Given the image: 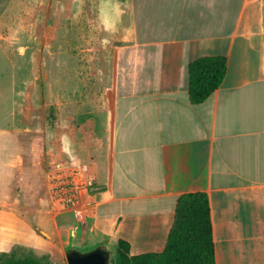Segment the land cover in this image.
Listing matches in <instances>:
<instances>
[{"label": "crops", "instance_id": "obj_1", "mask_svg": "<svg viewBox=\"0 0 264 264\" xmlns=\"http://www.w3.org/2000/svg\"><path fill=\"white\" fill-rule=\"evenodd\" d=\"M104 3L103 19L130 25L116 52L108 158L78 234L161 253L179 199L201 192L215 264H264V0ZM207 56H224L227 71L195 103L190 67ZM13 244L0 238V250Z\"/></svg>", "mask_w": 264, "mask_h": 264}, {"label": "rangeland", "instance_id": "obj_2", "mask_svg": "<svg viewBox=\"0 0 264 264\" xmlns=\"http://www.w3.org/2000/svg\"><path fill=\"white\" fill-rule=\"evenodd\" d=\"M104 2L0 0V238L55 264L101 240L77 230L108 158L116 52L130 25L103 19Z\"/></svg>", "mask_w": 264, "mask_h": 264}, {"label": "trees", "instance_id": "obj_3", "mask_svg": "<svg viewBox=\"0 0 264 264\" xmlns=\"http://www.w3.org/2000/svg\"><path fill=\"white\" fill-rule=\"evenodd\" d=\"M227 71L224 56H207L190 67L189 92L195 103L211 96ZM114 264H215L210 207L205 193L183 195L177 206V219L161 253L133 255L130 243L119 239ZM68 251L70 248L67 249ZM0 264H55L48 254L35 253L16 242L10 251L0 252Z\"/></svg>", "mask_w": 264, "mask_h": 264}, {"label": "water", "instance_id": "obj_4", "mask_svg": "<svg viewBox=\"0 0 264 264\" xmlns=\"http://www.w3.org/2000/svg\"><path fill=\"white\" fill-rule=\"evenodd\" d=\"M116 248L101 243L87 250L71 248L67 253L68 264H114Z\"/></svg>", "mask_w": 264, "mask_h": 264}]
</instances>
